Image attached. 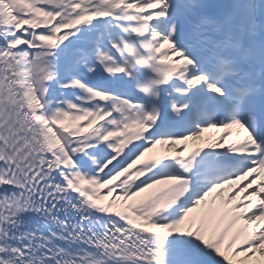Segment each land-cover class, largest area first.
Returning a JSON list of instances; mask_svg holds the SVG:
<instances>
[{"label": "snow or ice", "instance_id": "1", "mask_svg": "<svg viewBox=\"0 0 264 264\" xmlns=\"http://www.w3.org/2000/svg\"><path fill=\"white\" fill-rule=\"evenodd\" d=\"M261 170L264 0H0V264H264Z\"/></svg>", "mask_w": 264, "mask_h": 264}, {"label": "bare ground", "instance_id": "2", "mask_svg": "<svg viewBox=\"0 0 264 264\" xmlns=\"http://www.w3.org/2000/svg\"><path fill=\"white\" fill-rule=\"evenodd\" d=\"M229 131L232 132V138H231V139H232L233 141H236V140H242V139H243V136H244L243 132H241L240 137H237L236 134H235L236 130H229ZM220 135H222V132H218V131H216V130H210V131L204 133V136H205V137H207V138H211V139H213V140H215V139H216L217 137H219ZM187 143L189 144V147H190V146L193 147V146L196 145V142H193V141H188ZM154 151H155V152H159V151H160V148L157 147V149H155ZM259 180H264V170H261V171H260V175H259L258 182H259ZM240 183H241V181H237V182H236V184H240ZM232 186H233V185H231V186H226V190H227V187H232ZM234 186H236V185L234 184Z\"/></svg>", "mask_w": 264, "mask_h": 264}, {"label": "rangeland", "instance_id": "3", "mask_svg": "<svg viewBox=\"0 0 264 264\" xmlns=\"http://www.w3.org/2000/svg\"><path fill=\"white\" fill-rule=\"evenodd\" d=\"M198 143H199V142H198ZM198 143H197V144H198Z\"/></svg>", "mask_w": 264, "mask_h": 264}]
</instances>
